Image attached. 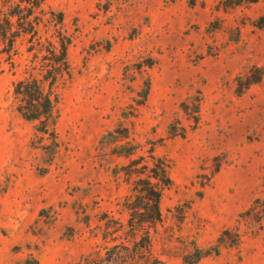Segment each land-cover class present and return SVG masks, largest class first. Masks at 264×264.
Listing matches in <instances>:
<instances>
[{"label":"rangeland","instance_id":"rangeland-1","mask_svg":"<svg viewBox=\"0 0 264 264\" xmlns=\"http://www.w3.org/2000/svg\"><path fill=\"white\" fill-rule=\"evenodd\" d=\"M227 4L45 1L63 14L69 73L54 89L52 137L16 111L28 43L0 53V264H107L113 244L134 248L130 159L115 149L127 131L137 155L169 162L158 258L186 264L198 248L192 264H264V0Z\"/></svg>","mask_w":264,"mask_h":264},{"label":"trees","instance_id":"trees-1","mask_svg":"<svg viewBox=\"0 0 264 264\" xmlns=\"http://www.w3.org/2000/svg\"><path fill=\"white\" fill-rule=\"evenodd\" d=\"M45 1H4L8 11L0 16V53H5L10 59L17 53L16 43L19 39L28 43L26 52L32 54L30 64L25 68L23 77L14 82L16 111L23 119L38 122L36 131L50 133L53 137L57 118L55 104L58 99L54 89L58 80L69 73L67 48L70 37L62 29V12L47 9ZM242 1L256 0H225L228 3L226 6L237 5ZM50 30L53 31L51 36L55 39L43 37ZM147 89L148 83L145 95ZM117 132L115 129L109 135L114 136ZM121 138L126 139L124 145L115 149H120L117 151L119 155L129 157L125 174L131 181L130 194L124 200V207L128 212L125 239L133 242L134 248L123 246L122 243L113 244L107 250V264H112L115 259L129 263L141 261V264H167L153 253L151 234L162 218V192L171 184L169 162L165 157L155 154L153 148L148 149L146 155H137L138 146L129 139L128 131ZM115 224L107 229L120 231V223L116 221ZM115 239L116 237L113 238ZM205 254L203 250L196 248L195 254H187L183 261L192 264ZM100 259L97 254L92 262L100 264Z\"/></svg>","mask_w":264,"mask_h":264}]
</instances>
